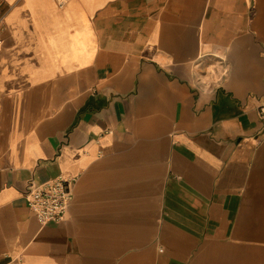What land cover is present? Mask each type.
Wrapping results in <instances>:
<instances>
[{"label": "crops", "instance_id": "1", "mask_svg": "<svg viewBox=\"0 0 264 264\" xmlns=\"http://www.w3.org/2000/svg\"><path fill=\"white\" fill-rule=\"evenodd\" d=\"M0 7V264H264V0Z\"/></svg>", "mask_w": 264, "mask_h": 264}, {"label": "built area", "instance_id": "2", "mask_svg": "<svg viewBox=\"0 0 264 264\" xmlns=\"http://www.w3.org/2000/svg\"><path fill=\"white\" fill-rule=\"evenodd\" d=\"M60 7H64L69 0H56ZM4 12L0 7V26L3 23ZM259 114L264 118V102L258 108ZM74 177L59 176L45 183L31 181L25 197L34 211L38 222L44 225L51 221H62L68 213L74 200Z\"/></svg>", "mask_w": 264, "mask_h": 264}]
</instances>
